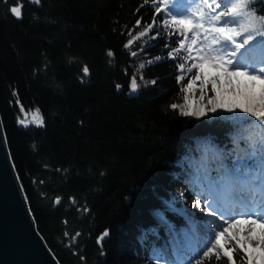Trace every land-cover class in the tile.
<instances>
[{"label": "trees", "instance_id": "1", "mask_svg": "<svg viewBox=\"0 0 264 264\" xmlns=\"http://www.w3.org/2000/svg\"><path fill=\"white\" fill-rule=\"evenodd\" d=\"M233 2L223 0V6ZM158 3L0 0V121L35 229L58 264H195L210 240L206 206L229 193L222 166L259 172H251L257 164L249 167L248 160L250 144L259 138L253 118L238 110L209 112L212 86L204 91L205 114L181 115L190 77L169 52L183 37L162 26L169 15L165 9L156 13ZM173 3L184 5L176 8L183 15L190 0ZM15 5L19 19L10 12ZM248 11L264 17V0H252ZM154 21L150 33L136 38ZM252 63L261 66L260 48L253 50ZM136 69L145 85L129 98L125 92ZM181 75L185 79L178 82ZM245 84L254 90L250 81ZM36 109L43 126H18L20 116ZM173 191L184 212L170 206ZM246 194L255 204L264 201L261 190ZM196 199L200 208L192 206ZM104 230L108 238L99 250L95 238ZM222 243L236 247L230 239ZM177 248L182 256L176 258ZM232 256L234 264H251L239 247ZM202 264L227 261L221 253L219 261L213 255Z\"/></svg>", "mask_w": 264, "mask_h": 264}, {"label": "snow or ice", "instance_id": "2", "mask_svg": "<svg viewBox=\"0 0 264 264\" xmlns=\"http://www.w3.org/2000/svg\"><path fill=\"white\" fill-rule=\"evenodd\" d=\"M7 0H5V3ZM34 3H39L40 0H33ZM148 0H145L147 3ZM155 2V0H154ZM252 0H234L231 6H223V0H190L189 6L186 8L183 15L175 14L168 7V0H160L157 4L156 13L159 14L165 8L169 13V18L162 21L164 28H172L169 35H179L183 37L175 43L174 47L169 52V57L182 61L177 64V68L181 73L185 70V64H191L187 71L192 73L188 83L184 85L182 90H191L193 84L200 81V92L203 94L206 85L211 84L213 95L209 98L208 103L212 105L211 110L216 111L218 107L225 109L228 112L239 111L253 118L250 122L259 129V138L253 140L250 144L252 151L248 155L250 161L249 167L252 164H257L259 168V177L264 182V40L260 41L261 46V66L255 67L253 60V44L257 35L264 36V17L257 19L254 14L247 11ZM11 13L17 18H21V7L19 5L10 8ZM140 21H137V25ZM153 25H147L144 31L137 34L136 38L143 37L153 30ZM237 25V26H233ZM260 25V27H257ZM160 33L157 31L153 39H156ZM243 36V39L238 37ZM129 41L128 47L132 44ZM165 47H168L166 44ZM173 53L175 55L173 56ZM109 56L113 53L110 51ZM135 56L136 52L133 51ZM159 59V58H157ZM151 63V61H149ZM143 64L140 65L143 68ZM216 70V75L210 79L205 74V68ZM195 69V73H193ZM85 75L88 74L87 66L83 69ZM246 77L251 82L252 87H255L256 82L260 84L259 97L250 90L248 84L241 88L240 77ZM204 77V79H201ZM185 79L184 75L177 77L178 82ZM233 81L236 84L233 85ZM154 83V82H153ZM119 87V85L117 86ZM131 88L135 91L138 88L135 77L132 80ZM176 109L178 105H171ZM23 112V107H21ZM193 114L203 115V110L198 113H193L187 109L181 111V115L190 116ZM25 118L19 119L24 127L29 126L27 113H24ZM39 116V109L35 110L31 123L37 127L43 126V119ZM55 203L59 204L60 199L57 198ZM264 206V201L261 202ZM193 208L201 207V200L196 199L193 203ZM212 213L209 212V215ZM228 225L216 231L214 236L208 241L202 252L198 251V258L195 264H202L203 258L215 256L216 260L221 259V253L226 258L227 264H234L232 253L239 247L241 251L244 249V244L252 243L255 240L257 247L264 250V214L256 215L254 213H243L239 216L225 220ZM239 225H247L244 230L243 242L237 238L238 233H234L230 238H226L225 234L230 232V229H235ZM256 227L260 231L256 233ZM67 235V233H66ZM77 235H79L77 233ZM108 233L105 232L104 236ZM75 239V237H73ZM230 239L235 241L236 247H226L222 241ZM182 264V262H181ZM191 264V261H189Z\"/></svg>", "mask_w": 264, "mask_h": 264}, {"label": "rangeland", "instance_id": "3", "mask_svg": "<svg viewBox=\"0 0 264 264\" xmlns=\"http://www.w3.org/2000/svg\"><path fill=\"white\" fill-rule=\"evenodd\" d=\"M168 3H170V4H168V7L171 8L172 11L175 14L177 13L176 12V8L181 9L184 6L183 4H181L179 6H175V4L173 3V0L169 1ZM174 8H175V10H174ZM165 10H166V12H168L167 8H165ZM247 11H248V9H247ZM168 15H169V13H168ZM254 16L257 19H259V17L257 15H254ZM235 26H237V25H235ZM262 31H264V30H262ZM262 38H264V37L260 36V35H257L256 39L254 40V42L256 40L262 39ZM238 39H240V37H238ZM259 48L261 49V46L258 45V43L257 44L254 43L253 50L254 49H259ZM189 62L191 63V60ZM194 72L195 71L193 70V73ZM184 73L187 75L188 79H189V77L191 78L192 73H189L187 71V68L184 70ZM205 74L210 79L211 77L216 75V71H215V69H211V68H207L206 67L205 68ZM212 74H215V75H212ZM134 77H135L136 82L138 84V88L137 89H138V94H139V92L141 90V87H143L145 85V82H143V79H142L141 74H140L138 69L135 70L133 78ZM201 79H204V77H201ZM245 81L248 82L246 80V78H245V80H243V79L240 80L241 87H243V85L245 84ZM235 84H236V81H233V85H235ZM207 85L212 86L211 84H207ZM256 86H257V84H255V87H253L254 90H257V89H255ZM254 90H251V91L253 92ZM186 94H187V101L188 102H187V104L185 106H187V108H186L187 110L192 111L193 113H198V112H200V110L204 111V109H205L204 107L205 106L203 104L205 102H202V101L205 100V99H203V96L205 95V93L203 92V94H201V92H200V81L199 80H197L193 84V87H192L191 90H187L186 89ZM207 102H208V100H207ZM208 105L211 106V104H209V103H208ZM221 109L222 108L218 107L216 109V112L222 111ZM209 112H213V111L209 110ZM34 113H35L34 111H31V112H29V114H27V120L29 121V123H31ZM209 115L211 116V114H209ZM201 116L202 115L193 114V115H190L189 117L190 118L191 117L199 118ZM24 118H25L24 115L19 117V119H24ZM37 119H38V117H37ZM236 122H238V121H236ZM240 122H239V124H240ZM19 125H21V124L18 123V126ZM4 138H5V136H4ZM236 162H240V160H236ZM222 170H223V172L226 175V177H225L226 179L224 181L225 182L224 184H226L230 189H229V193H228L227 197H221V198L213 199V201H209V204H211V205L207 204V206H206L207 207V211L206 212L208 213V217L212 216V218H210L211 222H212L210 224L211 228L208 229L209 232L206 230L207 232L205 233L207 235V237H209L210 239L214 236L216 231L220 230L223 227H227L228 226V225H226L224 223L225 220H231V219H233V218H235V217H237V216H239L240 214H243V213H254L256 215L264 214V206H262V203L261 204H255L254 203L255 200L250 202L249 198H248V196L246 194V191L247 192L253 191L254 192L253 195H257L258 196V194L260 193V190H261V194L264 196L263 183L262 182L257 183V181L256 182L254 181V185L252 184V181L256 180L259 177V175H258L259 172H258V174L256 176L252 175V174L249 173V171L247 169L244 170L239 165L235 166V170H233L231 168H226L225 166H222ZM255 170H258V165L256 166V169L252 168L251 172L255 171ZM250 175H251V177H249ZM206 178H207V176L204 177V179H206ZM205 185H208V182H206ZM196 188L195 189L199 193H202L203 190H204L203 188H201L200 185L196 186ZM22 194H23V192H22ZM173 194H176V191L175 192L173 191V193L170 195L171 196L170 206H172L177 212L179 211V213L184 212L186 208H184L182 205L175 206L176 202H175ZM24 199H25V197H24ZM216 200H220L221 202L227 204L229 207H224L223 204H221L220 202H217ZM206 203H208V202H206ZM54 204H57V203L54 202ZM26 206H27V204H26ZM218 207L222 208L224 211L219 209ZM232 207H235L236 209L233 210ZM28 212H29V210H28ZM209 212H211L212 214L209 215ZM29 214H30V212H29ZM32 221H33V219H32ZM34 228H35V226H34ZM246 228H247V225H239L235 229H230V232L227 233V234L231 237L232 234L238 233L237 238L240 239L243 242L244 230ZM259 231H260L259 227H256V233L257 234L259 233ZM104 242H102V244ZM243 247H244V249H246V251H242V252L244 253L248 263H251V264H264V250H261L259 247H257V244L255 243V240H253L252 243L244 244ZM178 249L179 248L175 249L174 252H173V254H174V256L176 258L182 256V254H180L178 252Z\"/></svg>", "mask_w": 264, "mask_h": 264}, {"label": "water", "instance_id": "4", "mask_svg": "<svg viewBox=\"0 0 264 264\" xmlns=\"http://www.w3.org/2000/svg\"><path fill=\"white\" fill-rule=\"evenodd\" d=\"M28 2L37 5L33 0H28ZM132 80L133 76L130 77L127 91L125 92V96L129 98L138 96V89L133 91L131 88ZM121 91L120 86L116 87L117 94ZM105 232L107 230L102 231L95 238V244L99 250L102 249V242L108 238V235L104 236ZM101 255L104 256V253H101ZM0 264H58L34 228V223L28 212L24 196L9 157L1 121Z\"/></svg>", "mask_w": 264, "mask_h": 264}, {"label": "bare ground", "instance_id": "5", "mask_svg": "<svg viewBox=\"0 0 264 264\" xmlns=\"http://www.w3.org/2000/svg\"><path fill=\"white\" fill-rule=\"evenodd\" d=\"M2 125V124H1ZM2 130H3V128H2ZM6 147H7V145H6ZM10 157V156H9ZM14 169V168H13ZM14 172H15V170H14ZM16 174V173H15ZM22 191V190H21ZM25 202H26V200H25Z\"/></svg>", "mask_w": 264, "mask_h": 264}]
</instances>
